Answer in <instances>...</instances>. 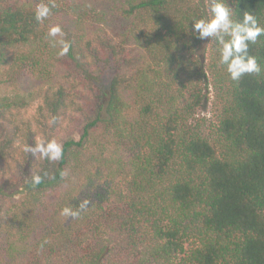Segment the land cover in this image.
Here are the masks:
<instances>
[{"label":"trees","instance_id":"trees-1","mask_svg":"<svg viewBox=\"0 0 264 264\" xmlns=\"http://www.w3.org/2000/svg\"><path fill=\"white\" fill-rule=\"evenodd\" d=\"M207 2L0 0L2 76L51 82L31 119L34 97H0V264H264V36L262 72L232 81L191 32ZM228 3L264 25V0ZM65 9L61 56L47 33ZM52 139L58 161L25 151Z\"/></svg>","mask_w":264,"mask_h":264},{"label":"clouds","instance_id":"clouds-1","mask_svg":"<svg viewBox=\"0 0 264 264\" xmlns=\"http://www.w3.org/2000/svg\"><path fill=\"white\" fill-rule=\"evenodd\" d=\"M239 0H233V4ZM56 5L40 3L35 9V19L42 22L47 19ZM237 10L230 6L228 0H208L205 14L199 18H190L191 32L196 39L212 40L216 44L218 62L223 65L229 78L238 82L245 75H259L261 66L255 55L249 51L250 45H255L258 39L264 36V25L259 22L257 15L250 10H244L237 18ZM188 26V23H187ZM47 35L53 42L60 44L59 55H66L70 44L63 39V32L59 25L49 27ZM25 151L39 153L41 158L58 161L62 158L63 147L55 139L41 141L34 147L27 146ZM61 175H64L62 172ZM41 182L40 175L32 177L33 184ZM65 215H76L70 209H64Z\"/></svg>","mask_w":264,"mask_h":264},{"label":"rangeland","instance_id":"rangeland-1","mask_svg":"<svg viewBox=\"0 0 264 264\" xmlns=\"http://www.w3.org/2000/svg\"><path fill=\"white\" fill-rule=\"evenodd\" d=\"M62 3H65L68 0H61ZM84 1V0H82ZM88 3L91 6H94L97 8V11L99 10H106L108 9V4L109 0H87ZM66 10V9H65ZM69 14V10L67 9L63 14L59 13L56 18L52 19V24L53 25H68L71 28H73L69 23L71 22L70 16L66 15ZM89 22V18H87ZM86 21V20H85ZM91 21V20H90ZM101 25L106 26L108 30H110V34L112 36H115L113 33L114 26H115V19L114 17H110L109 19H103L101 20ZM88 27V26H87ZM76 28V27H75ZM200 43V49L198 51V54H205L206 50L203 49V47L208 43L207 41H201ZM9 53L12 52V49L8 50ZM3 69L0 68V97L2 96H10V95H21L25 98L31 96L32 98L34 97L33 100L29 101L30 104L25 110H22L21 115L24 120L31 119L33 114H35L36 106L40 103V95L46 92L50 86L51 82L50 79L45 77V78H36L33 76L34 71L30 67H26L23 71H21L17 76L15 80H11L8 77L2 76ZM104 81L108 82L110 78V74H104ZM209 93L207 94V97L205 101L203 102L200 110H199V115L200 116H205L206 118H209L212 116V111H211V99L212 95L210 92V88L208 89ZM76 122H79L76 118H72L69 120L64 121V127L68 132L71 134L73 133L72 136H77V130L79 127H76L74 129V124ZM6 123V122H5ZM0 125H4L3 120L0 121ZM18 126L21 127V123H18ZM1 127V126H0ZM75 130V131H74ZM15 145L18 147L20 150V144L19 141L15 143Z\"/></svg>","mask_w":264,"mask_h":264}]
</instances>
